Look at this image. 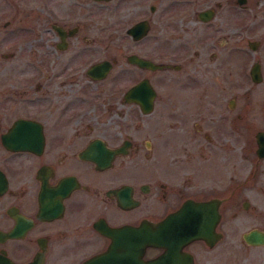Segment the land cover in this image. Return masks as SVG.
<instances>
[{"label": "flooded vegetation", "instance_id": "flooded-vegetation-1", "mask_svg": "<svg viewBox=\"0 0 264 264\" xmlns=\"http://www.w3.org/2000/svg\"><path fill=\"white\" fill-rule=\"evenodd\" d=\"M222 1L0 0V264H162L167 245L136 263L112 238L188 200L213 237L166 264L264 248L242 238L264 233V93L242 87L264 65Z\"/></svg>", "mask_w": 264, "mask_h": 264}, {"label": "water", "instance_id": "water-1", "mask_svg": "<svg viewBox=\"0 0 264 264\" xmlns=\"http://www.w3.org/2000/svg\"><path fill=\"white\" fill-rule=\"evenodd\" d=\"M238 4H242L244 0H236ZM205 12H202V15ZM251 45V44H249ZM253 48V47H252ZM251 74L254 80H257V64H254L251 70ZM3 144L7 148H15V144L19 142H10L8 137L3 138ZM4 185V183H1ZM0 184V185H1ZM210 216L212 218L210 226L207 218L208 213L204 210V202H193L188 200L180 207V209L169 216L160 224H147L141 223L138 226H127L123 230H116L120 232L119 237H113V239H122V243H125L126 247H130L132 261L139 262L141 252L145 246L163 245L168 249H173L171 244L178 242V246L195 239H203L207 241L208 237L212 238L213 234L207 228L212 230L214 221L217 215L213 209H211ZM123 235H122V234ZM126 234V235H124ZM163 235V237L161 236ZM208 234V236H206ZM242 238L249 244L261 245L264 244V233L256 230H250L242 235ZM113 245H117V241H114ZM167 253L168 258L163 260L162 264L170 263L171 252ZM161 258L150 260L144 264H159Z\"/></svg>", "mask_w": 264, "mask_h": 264}, {"label": "rangeland", "instance_id": "rangeland-1", "mask_svg": "<svg viewBox=\"0 0 264 264\" xmlns=\"http://www.w3.org/2000/svg\"><path fill=\"white\" fill-rule=\"evenodd\" d=\"M216 0H200L201 3L195 7L196 10L201 9L204 5H211ZM222 1V0H221ZM223 6L221 7V13L218 14L220 16H226L225 27L228 29L231 24L229 17H237L238 24L241 26L242 30V38H243V51L248 56L250 60L252 58H257L261 64L264 65V0H245L244 4L238 5L235 0H223ZM241 6V7H240ZM218 23L215 20L214 23ZM247 40H256L259 43L257 49L253 52L247 49L246 41ZM264 85V84H263ZM243 94L245 95H254L255 91L259 89L261 93H264V87L262 84L259 86H254L252 89V85L249 80L244 81L243 83ZM258 92V94H260ZM251 132V131H250ZM254 215L242 214L239 216V220H244L242 223L252 224ZM258 218L264 219V216H258ZM226 225L228 227V234H231V231L236 228L233 222L227 218ZM231 231H230V230ZM237 229L235 230V233ZM239 239V237H238ZM256 248H248L244 247L242 249H238L236 256L238 258H242L241 264H264V248L260 250H255ZM225 259L227 264H229L231 258L234 259L231 248H225Z\"/></svg>", "mask_w": 264, "mask_h": 264}]
</instances>
